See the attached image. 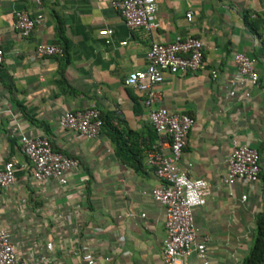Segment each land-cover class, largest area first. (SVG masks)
<instances>
[{
  "label": "crops",
  "instance_id": "obj_1",
  "mask_svg": "<svg viewBox=\"0 0 264 264\" xmlns=\"http://www.w3.org/2000/svg\"><path fill=\"white\" fill-rule=\"evenodd\" d=\"M113 1L122 0H53L41 7L34 0H0V169L17 163L15 184L0 190V228L23 264H87L86 253L95 264H163L165 210L149 195L161 182L147 160L156 147L170 151L149 121L143 95L125 81L147 69L153 42L193 36L205 45L203 68L167 74L155 107L195 120L180 166L210 184L206 205L194 211L208 263L243 264L264 214V0H156L160 26L152 32L129 29ZM23 11L43 17L28 37L14 25ZM106 30L111 37L101 34ZM41 44L63 54L41 58ZM237 53L254 60L259 80L245 81L231 97ZM90 108L103 118L97 139L59 127L65 113ZM15 125L80 161L67 185L33 180ZM113 128L122 150L110 137ZM234 142L259 153L257 184L223 183ZM185 264L203 262L192 256Z\"/></svg>",
  "mask_w": 264,
  "mask_h": 264
},
{
  "label": "built area",
  "instance_id": "obj_2",
  "mask_svg": "<svg viewBox=\"0 0 264 264\" xmlns=\"http://www.w3.org/2000/svg\"><path fill=\"white\" fill-rule=\"evenodd\" d=\"M45 1L53 0H34L38 7H41ZM112 5L121 13L126 26L131 30L152 32L160 26L156 0L113 1ZM186 16L192 21V11ZM42 20V16L33 18L23 11L16 14L14 25L23 37H28ZM101 34L111 37L113 32L106 30ZM60 54H63V49L58 46L41 44L37 47V55L41 58ZM204 57V43L193 36L177 39L171 43L153 42L147 54V69L131 74L125 81L127 87L143 95V103L149 109V121L170 151V154L165 155L159 147H156L148 152L147 160L161 182V185L154 188L149 195L165 210L167 240L163 251V264H185L186 259L192 256L200 259L203 264H209L206 244L198 239L194 211L206 205L210 184L192 178L188 171L180 166L195 120L183 113L155 107L161 100L159 89L165 76L196 73L203 68ZM4 60L5 52L0 36V65ZM235 64L237 75L229 82L231 97L237 96L239 87L245 81L256 84L259 80L251 57L237 53ZM213 74V77H216L215 71ZM246 96H249V93ZM58 125L62 130L75 133L79 138L94 140L102 132L103 120L98 109L90 108L65 113L59 118ZM15 134L19 136L23 154L28 160L35 182L53 180L64 186L68 184V175L81 168L79 160L56 152L48 137H29L23 133L19 125L13 128V135ZM16 171L15 161L5 163L0 169V190L9 189L15 184ZM260 174L259 153L247 145H238L234 142L223 183L230 186L236 181H241L255 185L259 182ZM143 194L148 195L146 192ZM242 200L245 202L247 196H243ZM82 259L87 264H95L91 253L83 254ZM0 264H23L8 231L2 228H0Z\"/></svg>",
  "mask_w": 264,
  "mask_h": 264
},
{
  "label": "trees",
  "instance_id": "obj_3",
  "mask_svg": "<svg viewBox=\"0 0 264 264\" xmlns=\"http://www.w3.org/2000/svg\"><path fill=\"white\" fill-rule=\"evenodd\" d=\"M110 137L113 141L118 143L122 150L123 147L121 146V143H119L121 142V133L113 128L110 132ZM257 229L258 235L254 244L253 252L243 264H264V214L258 216Z\"/></svg>",
  "mask_w": 264,
  "mask_h": 264
}]
</instances>
